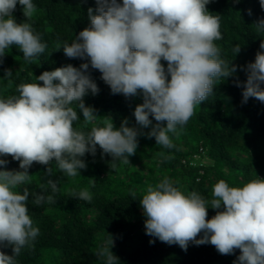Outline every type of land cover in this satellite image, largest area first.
Masks as SVG:
<instances>
[{
    "label": "clouds",
    "instance_id": "1",
    "mask_svg": "<svg viewBox=\"0 0 264 264\" xmlns=\"http://www.w3.org/2000/svg\"><path fill=\"white\" fill-rule=\"evenodd\" d=\"M210 2L122 0L121 4L96 0V14L88 9L90 26L70 44L57 48L69 58H88L114 94L141 95L143 103L134 111L137 124L148 127L152 123L149 117H153L157 123L148 136L155 138L156 145L172 149L175 145L169 133L187 124L196 106L213 93L217 79L237 72V65L220 58L215 44L222 39L220 16L208 11ZM17 4L26 18L23 23L13 17ZM260 4L264 8V0ZM35 11L33 0H0V58L13 45L29 63L45 52L46 44L27 22ZM253 25L257 34L264 33V20ZM260 49L264 50V39ZM240 50L237 45L234 54ZM161 60L167 62V69ZM88 68L89 63H83L79 68L69 64L44 71L36 77L38 82L19 84L18 95L0 98V157L11 156L22 169L0 170V247L12 248V255L0 251V264H17L21 250L39 235L27 207L29 195L34 196L37 207L55 202L53 196L43 194V186L33 194L27 187L20 189L30 183L28 169L33 163L47 166V175L52 176L50 165L55 162L65 177H75L87 167L81 158L86 153L95 155L97 146L112 157L113 166L121 159L129 163L128 157L136 153L139 132L127 126V120L117 129L106 117L102 126H93L87 133L82 130L99 118L95 109L83 102L89 91L93 95L99 91L87 74ZM242 70L247 75L244 102L254 97L264 103V51H258L254 63ZM12 74L5 70L4 78ZM80 113L84 124L77 128L74 125L81 120ZM6 164L0 159V166ZM177 184L165 177L155 186L149 185L139 200L147 235L185 251L189 243L211 244L222 255L239 249L237 264H264V179L257 177L243 186L219 180L213 185L210 202L195 192L185 194ZM46 185L53 193L58 190L51 179ZM73 196L87 202L92 199L87 190ZM209 208L217 210L211 219L207 218ZM108 245H101L95 255L104 258L105 264H119L111 251V237Z\"/></svg>",
    "mask_w": 264,
    "mask_h": 264
},
{
    "label": "trees",
    "instance_id": "2",
    "mask_svg": "<svg viewBox=\"0 0 264 264\" xmlns=\"http://www.w3.org/2000/svg\"><path fill=\"white\" fill-rule=\"evenodd\" d=\"M117 2L122 4V0ZM33 3L36 11L27 22L46 44L45 52L29 63L18 46L6 50V55L0 58V98L18 95L19 84L38 82L36 77L44 71L69 64L79 68L89 63L87 74L99 91L95 95L89 91L83 102L94 108L99 118L82 130L87 133L93 126H102L107 117L117 129L127 120V126L136 128L139 135L136 153L128 157L129 163L121 159L111 165L112 157L99 146L95 155L86 153L81 158L87 167L75 177H65L55 162L50 165L52 176L47 175V166L33 163L28 169L30 183L20 189L27 187L33 194L43 186L46 189L43 194L53 196L55 202L37 207L34 196L29 195V214L40 231L33 244L16 257L17 264H105V259L95 253L101 245L110 246V237L114 242L111 251L119 264H237L239 249L222 255L211 244L189 243L185 251L179 245H168L147 235L146 216L139 200L149 185L155 186L165 177L178 182L185 194L195 192L209 202L213 185L219 180L230 186H243L257 177L264 179V103L254 97L244 102L242 95L247 79L242 68L254 63L258 51H264L260 49L264 33L257 34L253 25L264 20L260 0H211L206 6L210 13L220 16L222 39L215 41L220 58L237 65V72L227 79H217L213 93L196 106L187 124L178 125L176 133H169L175 145L172 149L156 145L155 138L148 136L157 123L153 117H149L152 123L148 127L137 124L134 111L143 103L141 95L114 94L88 58H69L62 49L58 50V45L70 44L75 35L90 26L88 9L92 8L96 14V0H33ZM13 17L17 23L26 19L19 4ZM237 45L241 50L235 55ZM161 63L167 69V62ZM8 69L13 74L4 78ZM80 115L81 120L74 127L81 128L84 124ZM161 152L163 156L159 155ZM0 159L7 161L0 170L22 171L19 161L11 156ZM49 179L58 184L55 193L46 185ZM82 190L90 193V202L74 198L73 194ZM216 211L209 208L207 218L211 219ZM0 251L12 255L11 246L0 247Z\"/></svg>",
    "mask_w": 264,
    "mask_h": 264
},
{
    "label": "rangeland",
    "instance_id": "3",
    "mask_svg": "<svg viewBox=\"0 0 264 264\" xmlns=\"http://www.w3.org/2000/svg\"><path fill=\"white\" fill-rule=\"evenodd\" d=\"M204 162H206V160ZM148 173H149V171H147L145 174H148Z\"/></svg>",
    "mask_w": 264,
    "mask_h": 264
}]
</instances>
